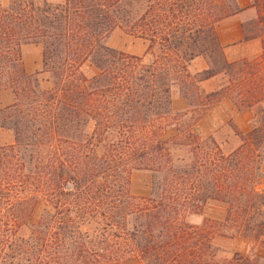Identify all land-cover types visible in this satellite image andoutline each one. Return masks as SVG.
<instances>
[{"label":"trees","instance_id":"16d2710c","mask_svg":"<svg viewBox=\"0 0 264 264\" xmlns=\"http://www.w3.org/2000/svg\"><path fill=\"white\" fill-rule=\"evenodd\" d=\"M4 1L0 92L15 102L0 109V129L15 143L0 147V264H220L208 221L188 222L209 201L228 206L233 236L264 237V128L229 154L196 129L223 98L239 111L264 101V0L251 6L258 33L245 28L262 58L236 63L216 31L245 10L236 0ZM115 30L147 42L145 55L109 48ZM27 44L42 48L47 88L25 69ZM199 58L209 69L193 74ZM86 63L99 74L87 77ZM220 74L228 85L205 94ZM175 91L187 112H173ZM134 171L155 176L150 197L132 195ZM88 220L99 225L92 235ZM258 263L237 253L227 264Z\"/></svg>","mask_w":264,"mask_h":264},{"label":"rangeland","instance_id":"374dc122","mask_svg":"<svg viewBox=\"0 0 264 264\" xmlns=\"http://www.w3.org/2000/svg\"><path fill=\"white\" fill-rule=\"evenodd\" d=\"M52 1L56 3L59 2L60 0H52ZM4 2L7 3L6 0ZM257 21H258V11L255 8H253L252 13L247 17V20L244 24V29L246 28L248 30L249 33L248 35H255L258 33L259 27H257L256 25ZM107 45L109 46V48L113 50L139 57H143L145 55L148 47V43L145 42L144 40L127 35L121 30H115L114 34L112 35V39L110 41L108 40ZM36 47H40L39 58L41 63V49H42L41 46L31 45V44H27L23 48L24 49L23 61L24 59H27L29 61H33L32 64L35 63L37 65L38 58L36 53ZM27 49L30 50L28 51ZM201 60L202 62L207 63V65L209 66L208 60L202 58ZM42 63H43V52H42ZM197 68H199V64H194L191 67V72L195 73ZM82 71L87 77H93L94 75L96 76L99 74L98 69H96L91 63H86L83 66ZM39 73H40L39 78L42 82V86L44 88H47L49 86L47 82L49 78L48 74L43 72L42 74L41 72ZM217 77H218L217 83H221L223 86L228 85L229 77L227 75L220 74ZM173 97L182 99L178 91L174 92ZM217 105H215L213 108H215ZM213 108H211V110ZM179 109H180V105L176 103V107H173V112L175 114H180L181 112H178ZM207 114H205V116ZM263 119H264V110L257 108L254 114L253 129H255L256 127L258 129H263L264 128ZM229 125L235 130V133L238 136L239 139L238 144L239 145L242 144V139L245 135H243L232 124V122H229ZM176 134H177V127L171 126L167 130L166 136L169 138L175 136ZM234 146L235 145H233L232 147L225 148L223 152L225 154L231 153L232 149H234ZM155 180H156L155 176L151 172L134 171L131 175L132 195L140 198L150 197L153 189V183L155 182ZM207 204L213 206L212 207L210 206L207 210L204 208L201 214L190 215L188 217V222L191 225L201 227L204 226V223L208 221V223H206L205 225L207 226V229L213 234V245L216 250V261L220 264H227L229 261L233 259L235 254L239 253L242 254L243 256L251 257L252 259L258 260L259 262L258 264H264V237H261L260 240H255L254 238L255 234L244 235L241 237L233 236L231 230H228L229 229L228 227L225 229L224 226H222L227 217L228 206L224 203H220L216 201H209ZM42 210H43V201L40 200L34 215L35 220H37L40 217ZM82 229L83 231L88 232L89 234L92 235L99 229V225L95 221L88 220L83 223Z\"/></svg>","mask_w":264,"mask_h":264},{"label":"crops","instance_id":"0c3cea01","mask_svg":"<svg viewBox=\"0 0 264 264\" xmlns=\"http://www.w3.org/2000/svg\"><path fill=\"white\" fill-rule=\"evenodd\" d=\"M53 2L52 0H49ZM237 6L243 10L241 13L229 17L216 26L219 42L223 47L225 58L229 63H236L243 60L259 61L263 55L262 40L260 38L246 40L244 24L247 17L252 13L253 0H236ZM114 34V33H113ZM112 34V35H113ZM112 35L109 41L112 39ZM24 48V46H23ZM22 53L24 54V49ZM40 47H36L37 53V65L33 61L24 59V65L27 73L35 74L43 72L42 63V49H41V63H40ZM28 51L30 49H27ZM194 64H199L196 73H200L209 69L207 63L202 62L201 58L193 61L191 67ZM95 76V75H94ZM218 77L211 78L204 81L201 84V89L205 94H211L219 92L223 89L221 83H217ZM15 102L14 95L11 91L0 92V109H4L13 105ZM176 103L180 105L178 112L184 113L189 110L187 101L181 98L173 97V107H176ZM257 108L264 110V101L252 109L239 111L234 104L227 98L223 99L215 108L210 110L208 114L202 118L196 125V129L202 137H212L217 144L224 150L225 148L234 146V149L240 147L238 144V136L235 130L229 125V122L243 134H248L254 125V114ZM15 143V135L12 131L6 129H0V147H6ZM232 149V151L234 150ZM231 151V152H232ZM262 171L264 174V160L262 162ZM261 192H264V180L260 186ZM213 205L207 204L205 209Z\"/></svg>","mask_w":264,"mask_h":264}]
</instances>
